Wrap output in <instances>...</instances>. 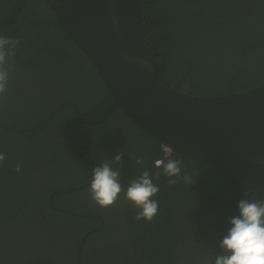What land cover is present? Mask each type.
<instances>
[{
    "label": "trees",
    "instance_id": "16d2710c",
    "mask_svg": "<svg viewBox=\"0 0 264 264\" xmlns=\"http://www.w3.org/2000/svg\"><path fill=\"white\" fill-rule=\"evenodd\" d=\"M249 1L139 0L144 16L146 45L161 82L180 92L198 96H217L263 85L264 0H258L261 3L258 8ZM35 9H40L41 16L34 12ZM0 35L19 41L15 56L9 57L6 62L9 77L7 90L0 95V130L7 126L19 127L14 124L15 119L9 118L19 107L26 110V117H19L16 113V120L28 129L33 125L32 130H25L30 132L28 142H25V154L22 150L3 147L6 141L0 153L5 155L7 161L10 160L9 163L16 165L24 164L26 156L35 164L42 163L45 158L57 162L55 167L48 170L46 182L33 176L30 182L24 179L15 187V181L12 180L6 199L0 198V208L10 202L24 204L20 209L25 210L31 208V203L36 204L33 208L37 210L47 208L55 216L56 223L63 225V234L74 227L70 223L81 224V227L76 228L81 232L73 228L77 250L82 236L90 230L91 221L96 218L79 217L51 209L49 194L55 188L88 181L96 166L84 162L77 155L76 139L65 133L61 126L63 118L58 121L54 116L53 123L49 119L58 108L64 118L75 114L77 108L81 116H100L109 106L112 96L93 64L67 36L44 0H0ZM29 85L37 89L35 92L40 95L37 99L33 92L28 91ZM8 92L12 93L10 96H13V100L6 98ZM45 121L49 122L44 125ZM48 124L54 130L44 131L43 135L39 133ZM82 125L75 123L78 130ZM85 125L87 130H79L84 154L102 163L110 162L119 170L123 189L126 190L128 184L139 177L142 171H149L152 182L159 187V192L152 197L158 201V212L150 227L160 231L165 226V240L167 236L173 237L172 214L180 207L178 204L188 201L196 184L205 192L207 199L211 197L225 209L226 220L221 223V239L230 227V217L239 214L240 199H264L262 181L223 172L187 159L176 151L166 157L163 143L139 128L119 108L105 122ZM39 136L42 138L39 139ZM93 149L100 153L93 152ZM118 152L123 153L122 164L112 163V157ZM59 157L62 159L58 160ZM137 157H143L145 163L137 164ZM160 158L181 161V176L188 173L193 183L166 176L162 167L155 166V161ZM170 179H176L177 182L170 185ZM88 189L87 186L78 191L59 192L54 195L53 202L61 207L90 213L86 208L89 206L87 203L69 199L83 195ZM120 194L124 196V191ZM176 199L178 204H175ZM126 201L130 206L132 202ZM25 218L19 221H25ZM47 223L48 227L51 226ZM56 228L53 226L52 230H48L49 236ZM133 234L139 248L146 245V240L149 241L146 231ZM97 235L98 232L90 233L85 247ZM157 244L153 241L147 244V247L155 245L156 248L164 249L157 253L158 259L152 260L157 264L172 263V256L166 260L167 249ZM147 254L148 251L143 253L144 256Z\"/></svg>",
    "mask_w": 264,
    "mask_h": 264
},
{
    "label": "water",
    "instance_id": "95a60500",
    "mask_svg": "<svg viewBox=\"0 0 264 264\" xmlns=\"http://www.w3.org/2000/svg\"><path fill=\"white\" fill-rule=\"evenodd\" d=\"M44 1L112 96L100 116L78 113L63 124L65 133L76 139L77 155L84 162L102 164L84 154L81 134L71 123H103L119 108L139 128L187 159L264 182V84L217 96L180 92L162 83L157 75L146 45L139 0ZM91 179L55 188L49 194L53 210L101 220L98 227L84 234L79 257L88 235L102 228L104 218L58 206L53 197L59 192L81 190L89 186Z\"/></svg>",
    "mask_w": 264,
    "mask_h": 264
},
{
    "label": "flooded vegetation",
    "instance_id": "af4514ba",
    "mask_svg": "<svg viewBox=\"0 0 264 264\" xmlns=\"http://www.w3.org/2000/svg\"><path fill=\"white\" fill-rule=\"evenodd\" d=\"M249 2L256 4L255 8H258L261 4L258 0L257 2L255 0H250ZM40 86L42 85L40 84ZM28 91L33 92L36 99L37 96H40L35 92L37 89L32 85H29ZM11 94L8 92L6 98L13 100V96H10ZM59 110L60 108L50 116L49 121L53 123L54 116L58 121L63 118L62 128L65 121L77 116L78 113L80 114L77 108L75 114L66 115L64 118ZM25 111V109L19 107L16 113L19 117L25 118ZM16 113L10 114L9 118L10 116L13 119L18 118ZM75 123L81 122L73 121L71 124L74 128H76ZM86 126L83 123L79 130H87ZM19 128L7 126L0 130L1 150H4L2 144L6 141L3 147L22 150V153L25 154V142L28 140L30 132ZM31 134L34 133L32 132ZM92 151L100 153V151H95V149ZM26 158L28 160L24 164H20V172L15 170L16 163H9L10 160L7 161L6 159L0 162V198L6 199L9 183L12 180L15 181V187H17V183L20 184L21 180L28 179V182H30L33 180V176L35 179L41 178L46 182L45 177L48 170L57 165L55 159L52 158H47L40 164L30 161L27 156ZM57 159L61 160L62 158L59 157ZM114 169L116 168L114 167ZM2 184L6 191L1 187ZM193 187L190 198H187L188 201L182 202L181 205L178 204V199L175 201V204L180 207L172 214L174 218L172 229L174 232L173 237L167 236V240H165L166 233L163 232L165 226L160 231H156L150 227L154 219L151 221L136 220L135 216L139 209L133 203L129 206L121 194H119L116 203L109 207H101L93 201L90 197L89 189L83 195L81 194L82 197L81 195L70 197L69 199L76 202L87 203L89 206L86 208L89 209L90 213L100 214L104 218V225L99 231H96L99 235L95 236L94 239L92 238L86 247L85 241L80 257L78 256V250L81 241L77 250H75L77 240L74 238L73 228H79L81 224L70 223V226L73 225L74 227H70V232L66 230L63 234V225L56 223L55 216L51 214L50 210V213H48L47 208L37 210L33 208L36 204L31 203V208L25 210V208L20 209L24 204L10 202L4 208H0V264H28L29 261V264H157L152 258L158 259L157 253L163 252L164 249L156 248L155 245L147 247V244H152V241L155 244L158 243L157 245L161 244V247L167 249L166 260L172 256L173 262L170 264H210L220 251V228L221 223L226 220L225 209L221 207V204L215 203L211 197L207 199L205 192L200 189L198 184ZM201 197H203L202 209H200ZM165 213L169 215L168 211H165ZM24 217H26L25 221H19V219ZM90 218H96L91 221L90 230L101 224L99 218ZM47 221L51 226H47ZM192 223L194 226H192ZM52 225L57 228L52 233V236H49L48 230H52ZM76 230L81 232L78 229ZM142 231L147 232L146 239L149 241L146 240V243H144L146 245L143 248H139V243L134 242L133 233L141 234ZM169 242L171 243L170 247L168 245ZM145 251H148V254L144 256L143 253ZM73 252L76 253V256ZM146 257H151V259H146Z\"/></svg>",
    "mask_w": 264,
    "mask_h": 264
},
{
    "label": "clouds",
    "instance_id": "9594fccd",
    "mask_svg": "<svg viewBox=\"0 0 264 264\" xmlns=\"http://www.w3.org/2000/svg\"><path fill=\"white\" fill-rule=\"evenodd\" d=\"M19 41L17 39L0 35V95L6 92L8 86L9 70L6 62L9 57L15 56ZM5 160V155L0 153V162ZM123 153L118 152L112 157V163L122 164ZM136 163L143 165V157H137ZM155 166L163 168L168 177L181 178L192 184V177L188 173L181 176V161L176 159H157ZM17 172L21 165L15 166ZM120 172L112 167L110 162H104L93 169L89 194L93 201L101 207L114 205L119 194L124 191V198L131 201L139 211L136 220L151 221L158 212V201L152 199L159 187L152 182L148 170L132 180L126 190L119 181ZM176 179L168 180L170 185ZM247 196V191L245 192ZM238 215L229 219L230 227L226 235L219 241V253L210 264H264V199H240L238 202Z\"/></svg>",
    "mask_w": 264,
    "mask_h": 264
},
{
    "label": "rangeland",
    "instance_id": "374dc122",
    "mask_svg": "<svg viewBox=\"0 0 264 264\" xmlns=\"http://www.w3.org/2000/svg\"><path fill=\"white\" fill-rule=\"evenodd\" d=\"M34 12H35L37 15L41 16V11H40V9H35ZM13 121H14V124H15V125H18L19 127L21 126V128L24 129V130H30V129L32 130V129H33V125L29 126L30 129H28V128H26L25 125H23V123H21L20 121H18V120H16V119L13 120ZM46 123H47V121H45L44 125H45ZM51 124H52V123H51ZM51 124H48L47 128H45V126H44V127L42 126L43 128H42V127H41L42 129L40 128V129H41V134L44 133V131L54 130V129H51V127H52V126H50ZM49 126H50V127H49ZM19 127H18V128H19ZM14 128H17V127L14 126ZM18 128H17V129H18ZM42 135H43V134H42ZM34 138H35V137H34ZM40 138H42V136H39V139H40ZM35 139H36V138H35ZM26 142H28V140H26ZM35 142H36V140H35ZM44 155H45V154H44ZM45 156H47V155H45ZM22 159H24V158H21V160H22ZM45 159H47V158H45ZM26 160H28V159L26 158L25 161H26ZM25 161H24V162H25ZM30 161H31V159H30ZM48 213H50L49 210H48Z\"/></svg>",
    "mask_w": 264,
    "mask_h": 264
},
{
    "label": "built area",
    "instance_id": "2783aa9c",
    "mask_svg": "<svg viewBox=\"0 0 264 264\" xmlns=\"http://www.w3.org/2000/svg\"><path fill=\"white\" fill-rule=\"evenodd\" d=\"M162 148H163V151H164V155L167 157V156H170L171 153L173 152L171 150V148H169L167 145L163 144L162 145ZM161 159V158H160Z\"/></svg>",
    "mask_w": 264,
    "mask_h": 264
}]
</instances>
